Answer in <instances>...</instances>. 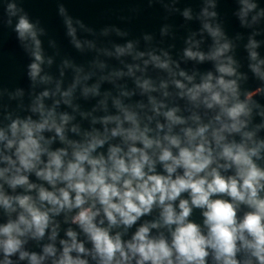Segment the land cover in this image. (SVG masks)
Returning <instances> with one entry per match:
<instances>
[{"label": "clouds", "instance_id": "obj_1", "mask_svg": "<svg viewBox=\"0 0 264 264\" xmlns=\"http://www.w3.org/2000/svg\"><path fill=\"white\" fill-rule=\"evenodd\" d=\"M236 2L239 28L252 29L247 72L235 58L243 33L230 37L217 0H204L201 27L176 56L133 40L112 49L82 42L61 5L74 48L87 46L119 67L99 58L87 68L64 60L58 77L45 71L53 59L45 56L39 22L14 0L7 4L5 23L15 18L30 57V85L45 87L24 116L6 112L0 123V264H264V106L255 99L264 97L257 51L264 42L255 39L264 7ZM182 16L192 20L191 8ZM169 29L161 27V36ZM189 62L212 69L189 71ZM249 74L255 88L242 87ZM104 83L112 88L102 91ZM77 94L96 101L90 111L80 110ZM23 96L17 89L10 98Z\"/></svg>", "mask_w": 264, "mask_h": 264}]
</instances>
